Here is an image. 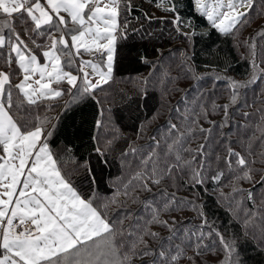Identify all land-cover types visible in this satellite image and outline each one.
<instances>
[{
    "label": "trees",
    "instance_id": "1",
    "mask_svg": "<svg viewBox=\"0 0 264 264\" xmlns=\"http://www.w3.org/2000/svg\"><path fill=\"white\" fill-rule=\"evenodd\" d=\"M159 2L131 0V8L122 10L119 22L128 27L124 39H119L117 32L113 77L103 90L76 102H71V96L65 102L67 94L41 100L38 105L25 106L20 115L30 112L33 117L50 120L45 125L53 129L50 146L58 155H63L65 148L71 149L68 158L74 162L62 168L71 175L73 187L85 199L95 193L93 206L109 223L123 222L117 225L124 233L117 235L118 242L125 241L122 254L128 251L129 241L143 237L145 243L138 245L137 252L151 254H138L132 264H153L161 259L160 251L170 257L176 254L177 245L184 255L176 264H192L187 257H195L196 264H221L225 252L215 234L204 240L205 244L215 241V251L201 249L199 256L185 240L198 230L210 231L200 218L201 212L225 241L235 242L239 264H264V163L260 162L264 148L257 128H264V37L258 35L264 31V15L259 14L264 0H255L246 22L236 25L231 34L214 28L197 11L194 0H174L179 26L173 23V13L156 7ZM16 31L35 54H41L19 23ZM44 42L43 37L37 39V43ZM251 44L256 45V68L248 47ZM5 52L0 49V53ZM0 71L13 73V84L20 82L17 64L13 61L11 67L6 66L2 55ZM255 71L256 79H252ZM234 81L247 87L234 89ZM57 87L68 88L66 83ZM17 99L13 89L14 103ZM181 134L184 147L192 150L182 153L185 160H192L195 150L204 146L203 158L196 155L193 165L199 169L203 164L204 182L194 184L187 168L173 169V178L166 177L159 185L145 177L151 191L142 190L140 181L132 179L142 171L141 160L153 150L163 160L166 141L171 143ZM97 147L103 155L97 153ZM229 149L250 162L251 180L235 179L243 176L245 169L235 164ZM227 160H232L235 171H229ZM168 163H175L174 158L169 157ZM217 172L224 174L219 182L211 179ZM249 191L253 193L251 200ZM169 198L172 203L165 210ZM104 204L108 205L106 210ZM154 213L159 221H167V226L153 222Z\"/></svg>",
    "mask_w": 264,
    "mask_h": 264
},
{
    "label": "snow or ice",
    "instance_id": "2",
    "mask_svg": "<svg viewBox=\"0 0 264 264\" xmlns=\"http://www.w3.org/2000/svg\"><path fill=\"white\" fill-rule=\"evenodd\" d=\"M194 2L197 11L206 16L214 28L231 34L236 25L247 20L248 13L239 9H252L255 0H228L226 4L223 0H216L214 5L206 4L204 0ZM156 7L173 13L176 17L173 23L179 26L181 20L174 0H160ZM130 8L131 0H0V49H6L0 55L8 67L15 61L22 77L19 83L13 84V73L0 71V264H132L138 254H151L147 250L137 252L138 245L145 243L142 236L129 241L128 251L121 253L125 241L118 242L117 235L123 236L124 233L117 225L123 222L109 223L106 215L93 206L95 193L85 199L73 187L71 175L62 168V165L74 162L68 158L71 149L65 148L64 154L58 155L50 146L48 140L53 129L45 128L50 120L33 117L30 112L20 115L25 106L38 105L41 100L62 98L67 93L72 97L71 102H76L91 96L97 89L103 90V85L112 79L117 32L120 33L119 39H124L128 27L127 23L119 22L121 12ZM259 14L264 15V10ZM17 23L24 27L25 34L31 44L40 50L45 63L42 64L28 42L21 39L16 31ZM29 23L30 27L27 26ZM258 35L264 37V31ZM41 37L45 42L37 43ZM248 47L256 68V45ZM83 54L92 56L93 60H83ZM87 68L92 70L91 74L85 70ZM73 71L77 74L74 75ZM90 75L99 79L94 83ZM63 83L68 85L67 89L52 86ZM239 87H247V84L234 81L233 88ZM13 89L17 90L15 103ZM73 89L76 91L73 92ZM236 99L234 94L232 102L235 103ZM261 120L264 121V115ZM171 128L175 129L176 125H171ZM257 128L260 131L258 139L264 148V128L259 125ZM182 140L181 134L171 143L166 141L163 160L155 150L141 160L142 171L132 179L140 181L142 190L151 191L145 177L159 185L166 177L173 178V169L187 168L191 171L194 184L204 182L203 164L199 169L193 167L196 155L203 158L204 146L195 150L192 160H185L182 153L192 150L185 148ZM108 144L110 146L111 141ZM155 147H159V142ZM96 151L103 155L99 147ZM229 156L235 158L238 167L245 169L243 176H236L235 179L251 180L250 162L231 149ZM169 157H173L175 163H168ZM260 157V162L264 163V151H261ZM162 162L167 167L162 168ZM226 163L230 172L235 171L232 160ZM223 175V172H217L211 179L219 182ZM248 199H253L251 191L248 192ZM171 203L172 198H169L164 209L167 210ZM107 207V204L102 205L105 210ZM200 218L210 231L204 233L198 230L185 237L196 255L202 254L201 249L215 251V241L204 243L205 239L215 234L225 252L221 264H239L235 242L225 241L221 233L212 229L203 212ZM153 222L167 226V221L158 220V213H154ZM247 226L248 221H245V228ZM261 231L264 233V229ZM193 236L195 242H192ZM176 248V254L170 257L166 251H160L161 259L153 264H176L184 255L179 245ZM187 258L196 264L195 257Z\"/></svg>",
    "mask_w": 264,
    "mask_h": 264
},
{
    "label": "rangeland",
    "instance_id": "3",
    "mask_svg": "<svg viewBox=\"0 0 264 264\" xmlns=\"http://www.w3.org/2000/svg\"><path fill=\"white\" fill-rule=\"evenodd\" d=\"M41 2H43V0H41ZM204 2L208 5H214L216 3V0H204ZM223 2L226 4L228 2V0H223ZM249 9L247 8H240L239 11H243V12H247ZM221 11H227L226 9H221ZM206 17V16H205ZM207 18V17H206ZM227 23V21H226ZM56 35H59L58 33H56ZM115 53H116V44H115V47H114V51H113V70H114V62H115ZM38 56V58L40 59V62L43 64L45 63L46 61L42 58L41 54H36ZM82 59L83 60H93V57L88 55V54H83L82 56ZM105 60H106V57H105ZM102 67H104V65H102ZM86 71H88L90 74L92 72V70L90 68H87L85 69ZM106 70V68H105ZM73 74H77L75 71H73ZM256 76H257V71L254 72V74L251 76L252 79H256ZM112 77H113V71H112ZM90 79H92V81L95 83L97 79H99V77L95 76V75H90L89 77ZM22 79V77H21ZM110 81V80H109ZM79 83V82H78ZM53 87H57L56 84H53L52 85ZM68 87V85H67ZM73 92H75L76 90L73 89L72 90ZM67 94V93H66ZM68 96L66 97V101L65 102H68V97L70 98V95L67 94Z\"/></svg>",
    "mask_w": 264,
    "mask_h": 264
}]
</instances>
